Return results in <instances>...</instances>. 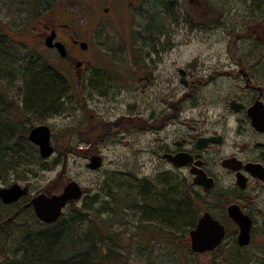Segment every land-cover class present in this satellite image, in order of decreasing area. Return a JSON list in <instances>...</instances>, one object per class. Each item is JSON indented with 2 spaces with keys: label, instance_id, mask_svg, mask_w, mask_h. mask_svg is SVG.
Listing matches in <instances>:
<instances>
[{
  "label": "rangeland",
  "instance_id": "374dc122",
  "mask_svg": "<svg viewBox=\"0 0 264 264\" xmlns=\"http://www.w3.org/2000/svg\"><path fill=\"white\" fill-rule=\"evenodd\" d=\"M55 1L46 0L54 6ZM200 1L211 10L209 17L191 13L188 0H100L89 12L69 10L76 34L88 43L86 59L96 67L92 89L77 96L76 81L71 80L73 92L63 95L61 104L30 114L23 103L27 63L38 57L65 71L56 56L32 41L39 14L33 11L28 17L20 0H0V121L15 128L11 143L21 154L15 169L0 180V188H28L17 206L0 207L1 217L12 221L0 224V263L20 255L17 243L24 236L16 229L32 235L53 226L39 222L30 208L12 220L16 208L38 194L57 195L74 181L83 196L70 202L58 221L81 239L93 264H264V184L249 178L241 192L234 175L220 167L221 159L230 156L264 164V134L255 133L244 114L228 107L231 100H251L238 76L240 68L264 87V0ZM57 3L67 9L77 5L73 0ZM256 9L261 11L257 14ZM173 68L196 73V88L191 92L180 86L174 97L180 100V123L163 131V81ZM167 78L172 79L169 73ZM40 125L50 130L54 149L46 159L26 139L29 130ZM164 132L177 139L196 133L223 137L208 157L215 182L211 192L195 187L192 177L168 173L160 158ZM92 155L102 158L98 170L86 166ZM146 186L149 195L144 194ZM170 191H179L188 202L189 218L181 224L166 218L170 204L164 202L170 200ZM232 203L253 219L250 244L239 247L236 228L226 221L228 234L218 250L192 254L187 224L206 211L225 219V208Z\"/></svg>",
  "mask_w": 264,
  "mask_h": 264
},
{
  "label": "flooded vegetation",
  "instance_id": "af4514ba",
  "mask_svg": "<svg viewBox=\"0 0 264 264\" xmlns=\"http://www.w3.org/2000/svg\"><path fill=\"white\" fill-rule=\"evenodd\" d=\"M24 3V8L26 11L27 16H32L33 13H38L40 19L37 21L38 26H31L33 32H37L36 35H33L34 38H32L33 43L36 45H43L44 47L42 48L43 50L53 54L54 56L57 57V60L59 62V65L63 68L65 71L60 72V73L65 80L68 83V91L73 92V89H71V80L76 81V88L77 90L76 95L77 96H85L88 92V90L92 89L93 82H94V71L96 67H94V64L91 60L86 59V52L88 51V43L81 40L80 37L76 34L75 28L73 27V21H69V19L74 15L72 12L75 11H81L83 13L89 12L93 10V2L100 1V0H73L74 2H77V5H75L72 9H67L63 5H60L57 3V0L55 1V6L52 2L47 3L46 0H20ZM102 1H107L111 2L112 0H102ZM133 1V0H132ZM190 4V11L191 13H199L203 12L202 14L205 15L206 17H209V13H211V10L208 9V6L200 1V0H188ZM44 2H46L44 4ZM48 4V5H47ZM110 7L104 8L105 12L109 11ZM59 12V15L61 14L64 19L58 20L55 17V14L53 12L55 11ZM71 10V11H69ZM260 10V9H259ZM259 10L256 9V13L260 12ZM34 11V12H33ZM33 12V13H32ZM258 14V13H257ZM258 20L260 21V15H258ZM261 22V21H260ZM264 25V22H262ZM260 26V24H259ZM30 27V28H31ZM257 31V30H256ZM264 31V29L260 30ZM53 35V44H60L63 47V56H61L57 50L56 47H46L45 46V40ZM259 38H260V33L258 32ZM260 44V43H259ZM262 48L264 49V46L262 45ZM175 63H173L172 66H174ZM165 65V64H162ZM47 67H53V66H47ZM164 69L162 68V74L164 75ZM183 71V75L181 73ZM168 73L171 75L172 79H168ZM167 77H165L163 84H164V91H163V100L161 102V109L159 113L160 117V129L165 131L170 127H175L180 123V105L179 102L180 100H174L175 94L177 91H179L180 86H183L184 91L188 89H192L191 92H193L196 88V73H190L189 70L182 69V68H173L171 71L168 70ZM238 76L241 77L244 81V93L250 94L251 95V100L248 101V104L241 102L239 100H235L237 103H240L244 106L242 110L239 112H234L233 110L230 109V105L228 104L229 109L235 113V114H244L245 119H247V123L250 125L249 118L247 116V109L250 108L257 100L258 97H260V100L263 101L264 97V87L255 84V79H253L252 74L250 73L249 70L245 68H240L238 70ZM174 79V80H173ZM178 79L179 85L175 84V80ZM232 101V100H231ZM171 102V103H170ZM230 103V102H229ZM251 129L258 134H264V132H257L255 131L252 127ZM199 131V129H196V131ZM209 138H214L215 142H207V144L203 148H198L197 143L199 139H209ZM223 142V137L221 135H209V136H202L196 133L195 135H185L183 137H179L178 139L175 138L173 135L171 138L168 137V133L164 132V137L162 139L161 143V150H160V158L161 161L164 163V167H168L167 171L169 174H172L174 176H183V177H195L194 173L197 171H202L205 173V175L209 178H212V174L209 171V165L207 164L209 162L208 157L210 156V153L212 149L215 146L221 145ZM176 156H183L185 160H187V165L183 167H176L173 164V161L171 158H174ZM230 158H236L242 163V166L239 170V173L242 174L243 176L246 177V186L241 189L239 188L236 184V187L239 189V191L243 192L248 185V179L255 180L256 183H262L261 181L254 179L250 176L249 173H247L243 166L246 165L247 163H259L264 167V164L261 162H249V161H243L242 159H239L236 156H230L221 159L220 161V167L222 170H224L227 173L233 174L234 178L236 176V171L228 170L227 168H224L222 166V162L226 159ZM213 179V178H212ZM214 180V179H213ZM264 184V183H263ZM215 185V182H214ZM195 186V185H194ZM201 188L205 193H209L212 191H206L203 189L201 186H195ZM239 201V200H238ZM237 205L240 208V211L246 215L249 216L251 221H252V227L250 231V241L252 237V232H253V219L252 217L247 214L244 210V208L237 203H232ZM229 204V205H232ZM228 205V206H229ZM225 208L224 212V218H219L216 216H213L211 213H209L215 220L220 222L225 229V235H224V240L228 234V227L227 224L225 223L228 221L234 227L236 228V243L239 246L237 242V236L239 233V228L235 222H233L227 215V207ZM227 222V223H228ZM188 243L189 242V237L187 236ZM250 244V242H249ZM248 244V245H249ZM247 245V246H248ZM247 246H239L241 248L247 247ZM220 246L215 248L214 250L204 253V254H210L218 250ZM203 255V254H202Z\"/></svg>",
  "mask_w": 264,
  "mask_h": 264
},
{
  "label": "water",
  "instance_id": "95a60500",
  "mask_svg": "<svg viewBox=\"0 0 264 264\" xmlns=\"http://www.w3.org/2000/svg\"><path fill=\"white\" fill-rule=\"evenodd\" d=\"M53 35L45 40L46 47H56L59 54L63 56V47L60 44H53ZM183 75V71H181ZM230 109L234 112H239L244 108L240 103L232 100ZM247 116L250 120L251 127L257 132H264V105L257 98L256 102L247 109ZM30 143L38 148L40 158L46 159L50 157L54 149L50 143V130L44 125L33 127L27 136ZM214 138L199 139L198 148H203L207 142H215ZM176 167L187 165V160L183 156L171 158ZM90 170H98L102 166V158L99 155H92L86 165ZM222 166L228 170L236 171L235 184L243 189L246 186V177L239 173L242 163L236 158L226 159L222 162ZM244 170L254 179L264 182V167L259 163H247L243 166ZM192 184L201 186L204 190L209 191L214 186V181L202 171H197L193 178ZM28 193L27 187H21L18 184H13L7 188H0V202L3 205H10L18 202ZM82 188L74 181L66 184L62 191L57 195L38 194L32 197L25 207H31L37 220L42 224L51 225L58 221L62 210L70 202L78 201L82 198ZM228 217L237 224L239 233L237 242L239 246H247L250 242V231L252 221L249 216L244 215L240 208L235 205L227 207ZM190 249L193 253L202 254L210 252L220 245L224 239V226L215 220L208 212H204L198 219L195 227L189 231Z\"/></svg>",
  "mask_w": 264,
  "mask_h": 264
},
{
  "label": "trees",
  "instance_id": "16d2710c",
  "mask_svg": "<svg viewBox=\"0 0 264 264\" xmlns=\"http://www.w3.org/2000/svg\"><path fill=\"white\" fill-rule=\"evenodd\" d=\"M27 65L29 66L25 68L26 70L23 75L25 79L23 85V103L25 109L30 114H35L37 112L49 111L54 103L61 104L63 95H66L68 92V83L65 78L56 69L43 64L42 60L38 57L32 58L31 63H27ZM1 110L3 111L4 108H2V104L0 103ZM14 129L10 123L0 121V180L4 179L5 174L9 170L15 169L14 165L18 164L19 160H21V154L15 151L11 143L12 139H14L11 134ZM15 153L17 156H14ZM7 156H10V158ZM167 186L164 188L167 189ZM146 189L147 186L144 188V194L149 195L147 193L149 187ZM168 197L170 200L167 204L164 202L166 206L170 204L169 209L165 213L166 218L168 217V219L177 224L188 220L189 206L186 199L184 200L182 193L170 191ZM165 198H167V194ZM180 198H183V201H179L178 199ZM149 204L150 202L147 201L148 206ZM17 205H11L9 208ZM23 206L21 209H19L20 207L16 208L18 215L12 220H15L26 210ZM0 207H4L1 202ZM8 219L2 218L0 215V224L9 225L12 221H7ZM52 225V227L49 226L42 232L33 233L32 235L27 234L25 229L23 231H20V228L16 229L20 235L24 236L20 243H17L20 255H15V258H7L0 264H93L92 256L90 255L89 257L83 250L81 239H76L74 234L68 230L69 225L63 221H57ZM187 225L191 229L194 227L195 222H189ZM15 241L13 240V245L16 244ZM77 244H81L82 248L77 249ZM99 253L101 252L99 251ZM98 256L97 253L96 258Z\"/></svg>",
  "mask_w": 264,
  "mask_h": 264
},
{
  "label": "bare ground",
  "instance_id": "6f19581e",
  "mask_svg": "<svg viewBox=\"0 0 264 264\" xmlns=\"http://www.w3.org/2000/svg\"><path fill=\"white\" fill-rule=\"evenodd\" d=\"M194 175L196 176V173H194ZM18 215V212H14V214L12 215L13 218H15Z\"/></svg>",
  "mask_w": 264,
  "mask_h": 264
}]
</instances>
